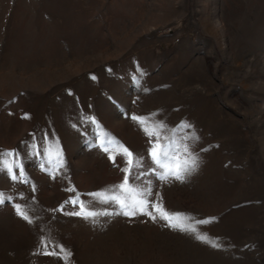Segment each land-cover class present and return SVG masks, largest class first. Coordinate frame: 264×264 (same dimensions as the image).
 Returning <instances> with one entry per match:
<instances>
[{"label": "rangeland", "instance_id": "1", "mask_svg": "<svg viewBox=\"0 0 264 264\" xmlns=\"http://www.w3.org/2000/svg\"><path fill=\"white\" fill-rule=\"evenodd\" d=\"M133 114L169 129L189 122L175 135L199 137L197 170L159 180ZM98 132L144 157L136 171L148 174L130 183L150 181L169 212L215 218L196 227L223 246L88 195L123 180L124 158L93 146ZM33 141L52 157L62 149L55 179L43 151L26 156ZM11 149L30 182L0 173L13 197L0 206V264H65L38 253L47 235L68 264H264V0H0V151ZM77 195L95 223L66 214L79 211L64 203ZM15 203L39 218L24 221Z\"/></svg>", "mask_w": 264, "mask_h": 264}, {"label": "snow or ice", "instance_id": "2", "mask_svg": "<svg viewBox=\"0 0 264 264\" xmlns=\"http://www.w3.org/2000/svg\"><path fill=\"white\" fill-rule=\"evenodd\" d=\"M138 71L140 75H143L142 69H138ZM92 78L95 79V77ZM133 79L138 85L139 81L137 78L133 77ZM25 118H28L27 114H25ZM82 119L87 120L97 128L100 127L95 117L86 116L82 117ZM130 119L148 137V157L154 165L151 168V172L159 180L167 182L170 179H174L183 182L186 175H190L197 170L199 167V154L193 151V144L199 140V137L194 132H186L180 137H176L175 135L177 131L192 129L193 126L189 122H181L176 128L169 129L163 121H155L149 117L133 114L130 116ZM73 127H76V125H73ZM95 138L97 141L102 142L93 146H98L104 152L108 153L109 159L113 164L116 163V155H121L124 158V166L120 168V171L123 173V180L119 184L109 186L107 189L88 194L97 203L118 206L119 212L116 214L128 217L146 215L153 221L159 218L166 221V225L171 229L193 234L197 240L207 243L214 248L223 246L217 241L210 239L206 233H203L196 227V225L208 224L215 218L196 220L194 217H190L184 213L169 212L163 208L162 203L154 198L150 181L147 182V185L130 183V177L133 180H137L148 174L145 171H136L143 167L144 157L134 154L119 142L114 143L110 134L98 132ZM26 148V156L32 158H40L41 151H43L44 155L48 158L41 162L40 167L53 179L65 167L62 149L56 152L55 157H52L50 149L47 146L38 145L35 141L26 145ZM0 173L7 175L14 182L24 184L30 182V177H28L24 168L23 158L16 149L0 151ZM31 187L35 191V186L31 185ZM67 190L75 191L74 188ZM12 199L13 197L6 196L4 192L0 191V206H3L6 202L10 203ZM21 199H24V197L21 196ZM64 203H71L74 206L79 205V211L66 213L68 215L81 216L84 219L91 220L93 223L96 222L95 218L100 215V213L90 210L85 202L80 200L79 195L70 198ZM12 206L16 215L29 224L34 223L39 218L36 210L30 208L28 205L15 203ZM63 210L64 205L62 204L59 209H53L51 211ZM104 214L108 215L109 213L105 212ZM38 253L59 257L64 260L65 264H68V258L71 256V252L51 235L41 236Z\"/></svg>", "mask_w": 264, "mask_h": 264}]
</instances>
